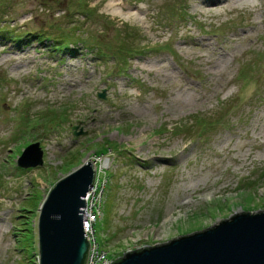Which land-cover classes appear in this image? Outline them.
Returning a JSON list of instances; mask_svg holds the SVG:
<instances>
[{"label":"rangeland","instance_id":"rangeland-1","mask_svg":"<svg viewBox=\"0 0 264 264\" xmlns=\"http://www.w3.org/2000/svg\"><path fill=\"white\" fill-rule=\"evenodd\" d=\"M212 1L0 0V264L87 162L114 259L264 210V0Z\"/></svg>","mask_w":264,"mask_h":264},{"label":"water","instance_id":"water-1","mask_svg":"<svg viewBox=\"0 0 264 264\" xmlns=\"http://www.w3.org/2000/svg\"><path fill=\"white\" fill-rule=\"evenodd\" d=\"M42 165L38 143L26 147L17 161L21 169ZM94 181V166L87 162L60 179L39 206V264H85L84 198ZM110 264H264V210L235 213L204 231L126 252Z\"/></svg>","mask_w":264,"mask_h":264},{"label":"built area","instance_id":"built-area-1","mask_svg":"<svg viewBox=\"0 0 264 264\" xmlns=\"http://www.w3.org/2000/svg\"><path fill=\"white\" fill-rule=\"evenodd\" d=\"M104 187L99 181L93 183L92 188L88 191L83 210V229L86 240L89 244L87 260L85 264H110L119 258H113L106 246H101L96 238L95 224L102 220L104 204ZM104 237V236H103Z\"/></svg>","mask_w":264,"mask_h":264},{"label":"bare ground","instance_id":"bare-ground-1","mask_svg":"<svg viewBox=\"0 0 264 264\" xmlns=\"http://www.w3.org/2000/svg\"><path fill=\"white\" fill-rule=\"evenodd\" d=\"M212 4H216V1H212L211 0V5ZM9 52H11V51H9ZM209 61V60H208ZM207 61V62H208ZM208 64H211V66H213L214 68H215V72H218V71H220L222 68H223V64H224V62H215V61H210ZM226 67V66H225Z\"/></svg>","mask_w":264,"mask_h":264},{"label":"trees","instance_id":"trees-1","mask_svg":"<svg viewBox=\"0 0 264 264\" xmlns=\"http://www.w3.org/2000/svg\"><path fill=\"white\" fill-rule=\"evenodd\" d=\"M106 152H107V149H103V150L99 151L97 154L103 155V154H106ZM22 231H25V232L20 237H18V241H20V242L25 240V237L28 236V233L30 234V230H22ZM117 260H119V259H117Z\"/></svg>","mask_w":264,"mask_h":264}]
</instances>
